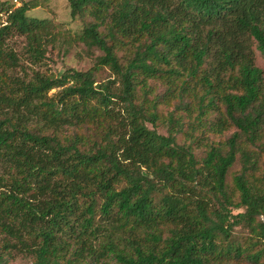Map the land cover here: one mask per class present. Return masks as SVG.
<instances>
[{
  "label": "trees",
  "instance_id": "16d2710c",
  "mask_svg": "<svg viewBox=\"0 0 264 264\" xmlns=\"http://www.w3.org/2000/svg\"><path fill=\"white\" fill-rule=\"evenodd\" d=\"M68 2L114 79L18 73L11 36L35 65L58 36L0 0V264H264V0Z\"/></svg>",
  "mask_w": 264,
  "mask_h": 264
},
{
  "label": "rangeland",
  "instance_id": "374dc122",
  "mask_svg": "<svg viewBox=\"0 0 264 264\" xmlns=\"http://www.w3.org/2000/svg\"><path fill=\"white\" fill-rule=\"evenodd\" d=\"M7 5H12L13 7H18L24 2H33L39 4L37 7L32 8L29 11L30 16L38 17L41 19H49L51 21V33L56 34L58 39L50 40L44 45V60L39 64H32L30 62L29 56L26 52V38L22 35H13L9 38V46L17 52L21 60V67L18 68L17 72L20 74H25V70L32 72L34 69L39 71H44L46 73H54L59 75L68 69H76L81 71H86L88 69L97 66L98 57L103 55L104 52L97 47L89 48L83 42L75 40L74 38L80 34L89 18H82L80 16L72 17L71 8L69 6L68 0H1ZM6 20V14H0V23ZM52 39V38H50ZM122 53H120L121 55ZM256 65L259 66L264 72V58L258 50H256L255 55ZM115 75L110 71L109 68L103 66H97L96 69V83H102L109 79H114ZM119 85V82L116 86ZM158 92H162L165 88L163 85H157ZM53 90L52 92H54ZM153 98V95H150ZM175 107L173 105L160 104L158 109L160 117L157 120L155 127L162 134H169L168 126L162 121L161 116H166ZM179 113H184L179 111ZM149 127L154 126L148 123ZM234 128L225 131L223 134L214 135L210 134L211 139L215 141L228 139L233 132ZM70 131H68L69 133ZM177 139L180 143H191V140H186V136L182 133L177 134ZM193 150L198 158L206 155V148L201 146V144H192ZM264 161V160H263ZM262 162L264 167V162ZM242 163L240 160V155L236 163L230 169L228 175V181H232V175L241 170ZM239 210L235 209L234 213ZM236 236L246 237L248 235V230L242 226H236L235 228ZM7 264H33V258L22 253L13 252L8 256ZM244 264H254L251 262H244Z\"/></svg>",
  "mask_w": 264,
  "mask_h": 264
}]
</instances>
